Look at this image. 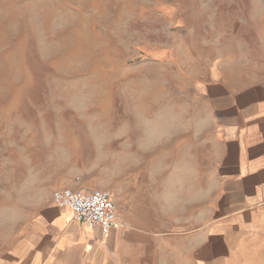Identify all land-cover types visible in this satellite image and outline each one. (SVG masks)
I'll use <instances>...</instances> for the list:
<instances>
[{"label": "rangeland", "instance_id": "rangeland-1", "mask_svg": "<svg viewBox=\"0 0 264 264\" xmlns=\"http://www.w3.org/2000/svg\"><path fill=\"white\" fill-rule=\"evenodd\" d=\"M254 83L264 0H0V264L57 188L113 194L117 173L139 204L144 148L180 134L183 169L219 87Z\"/></svg>", "mask_w": 264, "mask_h": 264}, {"label": "crops", "instance_id": "crops-1", "mask_svg": "<svg viewBox=\"0 0 264 264\" xmlns=\"http://www.w3.org/2000/svg\"><path fill=\"white\" fill-rule=\"evenodd\" d=\"M219 88L232 99L211 102L213 135L191 134L198 151H190V164L182 169L180 134L157 138L144 148L139 204L129 196L136 181L130 187L115 174L117 222L107 233L51 200L16 264H264V89ZM202 186L210 191L198 196Z\"/></svg>", "mask_w": 264, "mask_h": 264}, {"label": "built area", "instance_id": "built-area-1", "mask_svg": "<svg viewBox=\"0 0 264 264\" xmlns=\"http://www.w3.org/2000/svg\"><path fill=\"white\" fill-rule=\"evenodd\" d=\"M51 200L56 207L69 209L73 219L89 229L99 227L107 233L117 222L116 204L108 190L61 187L53 190Z\"/></svg>", "mask_w": 264, "mask_h": 264}]
</instances>
